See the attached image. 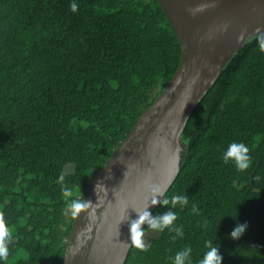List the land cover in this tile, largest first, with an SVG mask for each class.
I'll list each match as a JSON object with an SVG mask.
<instances>
[{
    "label": "trees",
    "instance_id": "trees-1",
    "mask_svg": "<svg viewBox=\"0 0 264 264\" xmlns=\"http://www.w3.org/2000/svg\"><path fill=\"white\" fill-rule=\"evenodd\" d=\"M262 34L225 63L185 123L184 162L161 200L169 203L150 213L177 220L155 231L145 223L147 249L130 246L123 264H173L187 248L185 264H198L208 240L222 264H264ZM179 60L156 0H0V212L12 232L0 264H62L75 217L59 176L83 200ZM233 142L249 148L247 170L224 163ZM183 195L188 204L173 206Z\"/></svg>",
    "mask_w": 264,
    "mask_h": 264
},
{
    "label": "water",
    "instance_id": "water-1",
    "mask_svg": "<svg viewBox=\"0 0 264 264\" xmlns=\"http://www.w3.org/2000/svg\"><path fill=\"white\" fill-rule=\"evenodd\" d=\"M156 2L179 44V65L90 179L83 199L92 205L74 218L62 264H123L130 223L151 213L153 189L161 201L184 162L180 135L188 117L225 63L264 29V0Z\"/></svg>",
    "mask_w": 264,
    "mask_h": 264
},
{
    "label": "clouds",
    "instance_id": "clouds-1",
    "mask_svg": "<svg viewBox=\"0 0 264 264\" xmlns=\"http://www.w3.org/2000/svg\"><path fill=\"white\" fill-rule=\"evenodd\" d=\"M70 9L73 12H76L78 9V5L76 3H72L70 5ZM256 32H260V29L257 28ZM259 40V51L264 53V34L257 37ZM244 41L243 33L237 38V42ZM222 159L225 164L229 162H233L236 169L238 171L247 170L251 164V158L249 156V148L244 143L233 142L229 144L228 148L222 155ZM64 175L61 174L58 178L57 183L60 184L62 197L65 200L66 212L65 214H70L72 217H78L82 212L88 209L92 203L85 202V200L76 199L74 197L73 189L64 183ZM101 185L98 183L95 186V191L100 188ZM154 198L152 200V206L157 204H163L167 206L169 203L168 199L164 201H159L155 198V195L158 194V189H153ZM182 202L183 204H188V198L186 195L183 196H174L172 198V204L175 206L177 202ZM195 212V208L192 209ZM177 220V216L173 212H169L163 216H157L153 218L151 214L145 211L143 214H138V218L133 220L129 225V233L131 240V247L139 249L141 251H145L147 246L144 242L145 231L143 229V225L145 223L148 224L149 228L152 230H163L165 227H168L173 224L174 221ZM247 224H237L230 236L232 239H239L246 231ZM177 233L182 235L181 229H177ZM12 232L7 226L4 218V214L0 212V260H6L9 254L8 245L11 242ZM205 247L207 251L203 254V257L198 261V264H222V256L219 251V244L213 242L212 240H208L205 242ZM191 248H187L185 251H178L175 254L173 264H185V260L191 254Z\"/></svg>",
    "mask_w": 264,
    "mask_h": 264
}]
</instances>
